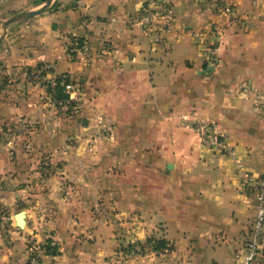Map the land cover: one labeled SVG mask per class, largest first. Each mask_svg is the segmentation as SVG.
<instances>
[{
    "label": "crops",
    "instance_id": "1",
    "mask_svg": "<svg viewBox=\"0 0 264 264\" xmlns=\"http://www.w3.org/2000/svg\"><path fill=\"white\" fill-rule=\"evenodd\" d=\"M38 1L0 8V264H264V253L245 260L257 200L241 186L264 176V0H169L174 26L160 34L136 24L150 0H53L7 26ZM215 1L233 4L236 19L215 14ZM215 22L220 61L209 67ZM63 77L83 89L69 119L46 85ZM193 115L232 156L201 143ZM152 236L172 249L118 252Z\"/></svg>",
    "mask_w": 264,
    "mask_h": 264
},
{
    "label": "built area",
    "instance_id": "2",
    "mask_svg": "<svg viewBox=\"0 0 264 264\" xmlns=\"http://www.w3.org/2000/svg\"><path fill=\"white\" fill-rule=\"evenodd\" d=\"M7 0H0V8L5 5ZM226 19L228 22H232L236 19V11L233 4L226 3L221 9L219 16ZM173 7L169 0H150L144 7L140 9V16L136 20V24H139L149 34H157L162 32H169L174 26L173 20ZM211 34L214 37V41L210 44L205 43V55L206 62L209 67H216L220 61V49L222 45V27L220 23L215 22V26L210 25ZM201 38V37H200ZM202 39V38H201ZM108 51V48H103ZM85 50V45L79 41L71 43L68 53L72 60ZM36 75L39 72H35ZM39 76V75H38ZM66 93L72 98L82 94V86L80 83L74 82L67 77H63L60 82ZM58 83L51 82V86L55 87ZM245 93L250 94V89L245 88ZM193 128L198 134L201 143L213 150L216 154L221 156H232L233 150L230 143L227 141L224 135H221L215 128L213 123L202 121L193 115ZM241 186L244 192L254 194L257 200V215L253 224L252 238L247 244L245 260L247 263L253 262L259 254L264 253V176H248L241 182ZM33 241H30L32 244ZM132 249L128 252V255H139L142 250L143 253L164 254L169 252V246L165 248L156 249L154 241L147 245L140 242L131 243ZM32 250H35L37 246L34 243L29 245ZM45 250V249H44ZM31 264H40L37 256H31Z\"/></svg>",
    "mask_w": 264,
    "mask_h": 264
},
{
    "label": "rangeland",
    "instance_id": "3",
    "mask_svg": "<svg viewBox=\"0 0 264 264\" xmlns=\"http://www.w3.org/2000/svg\"><path fill=\"white\" fill-rule=\"evenodd\" d=\"M44 1V0H42ZM48 1V0H47ZM46 1V2H47ZM43 3V5H41V7H43L45 4ZM37 3H40L41 4V0H39ZM214 3H218L217 1H215ZM39 7V8H41ZM37 8V9H39ZM221 4H217V6L215 7V14H220V10L221 9ZM36 10V9H34ZM29 11H33V10H29ZM29 11H26V12H29ZM26 12H23V13H26ZM20 15V14H18ZM16 15V16H18ZM41 15V14H40ZM39 16V15H38ZM37 17V16H36ZM35 18V17H34ZM174 18V17H173ZM33 19V18H32ZM32 19L28 20V21H31ZM27 22V21H25ZM20 23H23V22H20ZM19 23V24H20ZM18 23H14V24H10V25H7V26H11V25H17ZM211 25L215 26V23H212ZM40 69V68H39ZM35 71H37V68H35ZM45 71V70H44ZM43 72H40L39 71V77H42L43 75ZM38 75H34L33 77H37ZM52 81H55L56 83H58L57 86L53 87L51 86V82ZM79 83V82H77ZM47 85V91H48V98L50 100V105L53 106V108H56L55 111H57L55 114L56 116H61V117H64L65 119H69L71 117H75L78 113V111L80 110V107L82 106L83 102L81 101V97L80 96H74L73 98L68 94L66 93V91L64 90V87H62L61 83H60V78H57L55 80H51L49 83H46ZM61 90L62 94L64 95V97H59V92L58 90ZM76 112V113H75ZM80 115V113L78 114V116ZM105 133V131L102 129L100 131V135H103ZM56 170V168H55ZM154 237V236H152ZM156 237V236H155ZM157 238V237H156ZM27 241V246L29 245H33L35 242L33 239H30L28 237H26ZM33 241L32 244H30V240ZM134 242L138 243L139 241L135 240ZM142 244H145L147 245L148 243L143 242ZM38 246V245H37ZM169 246V245H168ZM171 247V246H169ZM169 250H171L169 248ZM125 259H127L126 257H129V258H138V257H147V256H157L159 254H153V253H150V252H147V253H141L142 250L140 251V254L139 255H128V249L126 248H121L119 249L118 251ZM165 254V253H164ZM39 259V258H38Z\"/></svg>",
    "mask_w": 264,
    "mask_h": 264
},
{
    "label": "water",
    "instance_id": "4",
    "mask_svg": "<svg viewBox=\"0 0 264 264\" xmlns=\"http://www.w3.org/2000/svg\"><path fill=\"white\" fill-rule=\"evenodd\" d=\"M53 2V0H48L46 2V4L36 10L33 11H29L26 13H20V15L15 16L11 19H9L6 24L10 25V24H14V23H20V22H25L28 21L40 14H43L44 12L47 11V9L50 7L51 3ZM15 221H16V225L19 229H25L26 227V212L25 211H20L19 213H17L15 216Z\"/></svg>",
    "mask_w": 264,
    "mask_h": 264
},
{
    "label": "trees",
    "instance_id": "5",
    "mask_svg": "<svg viewBox=\"0 0 264 264\" xmlns=\"http://www.w3.org/2000/svg\"><path fill=\"white\" fill-rule=\"evenodd\" d=\"M46 1L47 0H44V1L41 0V4L45 3ZM79 42L81 44H83V42L81 40H79ZM62 80H63V78H60V82ZM58 92H59V97H64V95L62 94V92H61L60 89L58 90ZM152 241H154L155 246H156V249H161V248H165L166 246H168V243L165 240L159 239V238H156V237H150V238H148L146 240V243H151ZM169 248L172 249L171 247H169ZM127 249H128V252H129L132 249V246L130 245ZM45 252L47 254H49V255H57L58 254L56 248L55 247H52L50 245L47 246V247H45Z\"/></svg>",
    "mask_w": 264,
    "mask_h": 264
}]
</instances>
